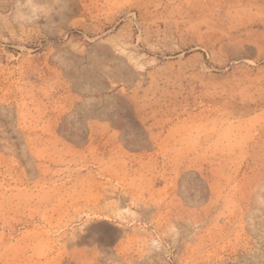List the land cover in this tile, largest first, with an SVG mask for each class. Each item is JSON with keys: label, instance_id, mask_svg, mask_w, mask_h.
Here are the masks:
<instances>
[{"label": "rangeland", "instance_id": "374dc122", "mask_svg": "<svg viewBox=\"0 0 264 264\" xmlns=\"http://www.w3.org/2000/svg\"><path fill=\"white\" fill-rule=\"evenodd\" d=\"M3 21L0 264H264V0Z\"/></svg>", "mask_w": 264, "mask_h": 264}, {"label": "crops", "instance_id": "0c3cea01", "mask_svg": "<svg viewBox=\"0 0 264 264\" xmlns=\"http://www.w3.org/2000/svg\"><path fill=\"white\" fill-rule=\"evenodd\" d=\"M8 26H9V24H7L5 21L0 23V36H2V37L4 35L8 36V30H9ZM10 36H12V35L10 34Z\"/></svg>", "mask_w": 264, "mask_h": 264}]
</instances>
